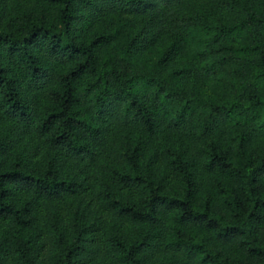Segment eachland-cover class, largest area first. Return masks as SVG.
<instances>
[{"label": "trees", "instance_id": "trees-1", "mask_svg": "<svg viewBox=\"0 0 264 264\" xmlns=\"http://www.w3.org/2000/svg\"><path fill=\"white\" fill-rule=\"evenodd\" d=\"M0 264H264V0H0Z\"/></svg>", "mask_w": 264, "mask_h": 264}, {"label": "rangeland", "instance_id": "rangeland-1", "mask_svg": "<svg viewBox=\"0 0 264 264\" xmlns=\"http://www.w3.org/2000/svg\"><path fill=\"white\" fill-rule=\"evenodd\" d=\"M151 55V54H150ZM152 57V56H151Z\"/></svg>", "mask_w": 264, "mask_h": 264}]
</instances>
